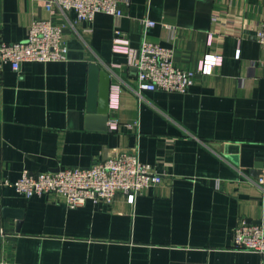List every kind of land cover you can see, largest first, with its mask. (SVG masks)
I'll return each instance as SVG.
<instances>
[{
    "label": "crops",
    "instance_id": "crops-1",
    "mask_svg": "<svg viewBox=\"0 0 264 264\" xmlns=\"http://www.w3.org/2000/svg\"><path fill=\"white\" fill-rule=\"evenodd\" d=\"M46 0H0V43L20 42L34 20L61 30L67 57L0 61V264H264L230 250L234 229L264 222V66L256 29L264 0H117L120 17L49 14ZM155 22L145 29L143 20ZM143 40L172 49L174 65L196 71L184 93H136L123 53ZM111 78L106 122L86 112L88 67ZM116 128L111 129V123ZM125 150L160 175L133 204L67 206L52 193L29 198L9 184L29 174L86 168ZM8 183V185L6 184Z\"/></svg>",
    "mask_w": 264,
    "mask_h": 264
},
{
    "label": "built area",
    "instance_id": "built-area-1",
    "mask_svg": "<svg viewBox=\"0 0 264 264\" xmlns=\"http://www.w3.org/2000/svg\"><path fill=\"white\" fill-rule=\"evenodd\" d=\"M45 8L49 14L55 11H71L79 22L91 23L97 14L120 17L117 0H46ZM145 29L152 28L155 22L144 19ZM115 44L125 45L123 53L128 63L136 71V93L141 91H161L184 93L193 83L195 74H211L214 66L221 63V57L206 54L196 71L177 68L173 62L172 49L143 40L138 51L120 40L116 30ZM256 42L261 48L260 64L264 66V18L256 29ZM68 49L62 39L61 30L49 20H34L20 42L0 43V61L9 63L15 71L23 62H54L67 57ZM116 94L109 97V107L117 105ZM111 129L116 128L113 121ZM160 175L150 165L140 162L135 150H123L113 157L97 161L89 167H65L57 171L29 174L24 171L12 184L15 191L29 198L34 195L52 193L67 206L73 208L87 200L111 202L116 192L126 196L133 204L141 192L161 183ZM263 185L264 176L258 178ZM8 185V183H6ZM230 250L252 252L264 258V222L249 224L242 222L233 231Z\"/></svg>",
    "mask_w": 264,
    "mask_h": 264
},
{
    "label": "water",
    "instance_id": "water-1",
    "mask_svg": "<svg viewBox=\"0 0 264 264\" xmlns=\"http://www.w3.org/2000/svg\"><path fill=\"white\" fill-rule=\"evenodd\" d=\"M88 68L86 112L90 117L93 118L97 115L96 117L99 120L106 122L109 112L111 78L104 71L100 70L99 66L95 63L89 64Z\"/></svg>",
    "mask_w": 264,
    "mask_h": 264
}]
</instances>
